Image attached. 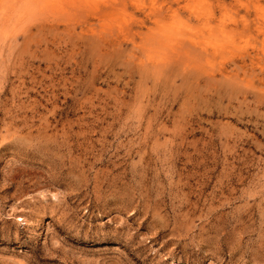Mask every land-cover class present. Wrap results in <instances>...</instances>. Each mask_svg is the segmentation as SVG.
I'll use <instances>...</instances> for the list:
<instances>
[{
  "label": "rangeland",
  "instance_id": "374dc122",
  "mask_svg": "<svg viewBox=\"0 0 264 264\" xmlns=\"http://www.w3.org/2000/svg\"><path fill=\"white\" fill-rule=\"evenodd\" d=\"M0 264H264V0H1Z\"/></svg>",
  "mask_w": 264,
  "mask_h": 264
},
{
  "label": "bare ground",
  "instance_id": "6f19581e",
  "mask_svg": "<svg viewBox=\"0 0 264 264\" xmlns=\"http://www.w3.org/2000/svg\"><path fill=\"white\" fill-rule=\"evenodd\" d=\"M1 1V0H0ZM195 38V37H194ZM194 49V48H193Z\"/></svg>",
  "mask_w": 264,
  "mask_h": 264
}]
</instances>
